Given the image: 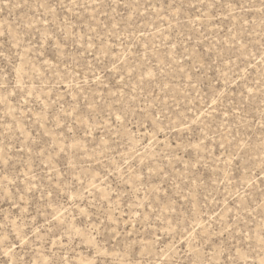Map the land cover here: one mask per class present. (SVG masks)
<instances>
[{
	"label": "rangeland",
	"instance_id": "obj_1",
	"mask_svg": "<svg viewBox=\"0 0 264 264\" xmlns=\"http://www.w3.org/2000/svg\"><path fill=\"white\" fill-rule=\"evenodd\" d=\"M0 264H264V0H0Z\"/></svg>",
	"mask_w": 264,
	"mask_h": 264
}]
</instances>
